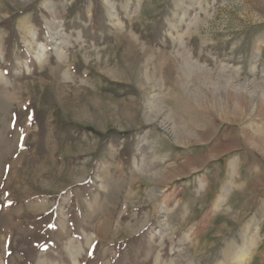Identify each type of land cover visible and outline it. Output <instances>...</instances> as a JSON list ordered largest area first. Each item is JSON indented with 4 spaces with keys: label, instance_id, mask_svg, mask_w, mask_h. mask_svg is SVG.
Returning <instances> with one entry per match:
<instances>
[{
    "label": "rangeland",
    "instance_id": "rangeland-1",
    "mask_svg": "<svg viewBox=\"0 0 264 264\" xmlns=\"http://www.w3.org/2000/svg\"><path fill=\"white\" fill-rule=\"evenodd\" d=\"M0 264H264V0H0Z\"/></svg>",
    "mask_w": 264,
    "mask_h": 264
}]
</instances>
